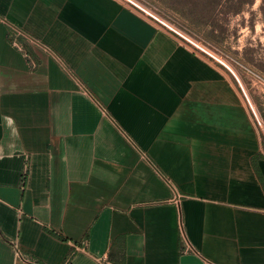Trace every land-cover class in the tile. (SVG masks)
Segmentation results:
<instances>
[{
	"label": "crops",
	"instance_id": "0c3cea01",
	"mask_svg": "<svg viewBox=\"0 0 264 264\" xmlns=\"http://www.w3.org/2000/svg\"><path fill=\"white\" fill-rule=\"evenodd\" d=\"M23 259L264 264L246 104L118 0H0V264Z\"/></svg>",
	"mask_w": 264,
	"mask_h": 264
},
{
	"label": "rangeland",
	"instance_id": "374dc122",
	"mask_svg": "<svg viewBox=\"0 0 264 264\" xmlns=\"http://www.w3.org/2000/svg\"><path fill=\"white\" fill-rule=\"evenodd\" d=\"M135 1L202 42L225 63L264 125V0ZM212 63L228 75L252 116L234 76ZM258 130L264 145L262 131Z\"/></svg>",
	"mask_w": 264,
	"mask_h": 264
},
{
	"label": "built area",
	"instance_id": "2783aa9c",
	"mask_svg": "<svg viewBox=\"0 0 264 264\" xmlns=\"http://www.w3.org/2000/svg\"><path fill=\"white\" fill-rule=\"evenodd\" d=\"M118 1H120L122 3V5L125 6L126 8H129L130 10H133V11L137 12L138 14L143 16L144 18H146L149 21H151L154 24H156L158 29L164 31L165 33H168L173 38H175L177 41H179L182 44L188 46L194 52H196L199 55L203 56L207 60H210V61H212L214 63H217V64L221 65L227 71H229L234 76V78L237 80V82H238V84H239V86H240V88H241V90H242V92L244 94L245 100H246V102H247V104H248V106H249V108H250V110L252 112V116H253V119H254V121L256 123V126L258 127V129H260L262 131V134H263V137H264V125H263V122H261V120L259 119V116H258L256 110L254 109L253 104L249 100L247 94L244 92V90H243L240 82L238 81L237 77L234 75L233 71L225 63H223L214 53H212L202 42H200L199 40L195 39L190 34H188L187 32L183 31L182 29L178 28L174 24H171L170 22L164 20L163 18H161L160 16L155 14L152 10H150L149 8L143 6L139 2H136L135 0H118ZM17 35H19V33H17ZM12 44L17 49H21L19 47V44H18L16 39L13 40ZM23 260H24V262L26 264H39V263H37L34 260H28V259H23Z\"/></svg>",
	"mask_w": 264,
	"mask_h": 264
}]
</instances>
